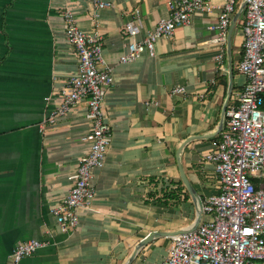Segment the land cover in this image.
Here are the masks:
<instances>
[{
  "label": "crops",
  "instance_id": "0c3cea01",
  "mask_svg": "<svg viewBox=\"0 0 264 264\" xmlns=\"http://www.w3.org/2000/svg\"><path fill=\"white\" fill-rule=\"evenodd\" d=\"M104 1L110 4L99 8L95 0H0V264H10L15 245L28 238L45 244L21 264H126L141 239L165 232L139 246L128 263L158 264L172 235L193 228L201 201L218 190L205 155L225 128L230 65L225 110L246 80L238 68L243 10L230 51L227 46L243 1L236 0L223 46L208 28L223 0H210V11L193 12L189 23L159 37L153 56L145 51L127 62L120 61L129 40L125 24L132 20L140 39L169 15L168 0ZM65 9L81 29L100 35L113 82L103 100L112 140L93 171L95 198L91 209L78 211L76 227L64 232L50 211L71 186L69 175L88 145L81 137L91 126L82 99L42 127L59 102L57 91L77 70L75 49L64 36ZM175 85L184 92L172 93ZM187 138L193 139L182 148L181 166L193 195L175 158ZM253 180L264 186V171Z\"/></svg>",
  "mask_w": 264,
  "mask_h": 264
},
{
  "label": "built area",
  "instance_id": "2783aa9c",
  "mask_svg": "<svg viewBox=\"0 0 264 264\" xmlns=\"http://www.w3.org/2000/svg\"><path fill=\"white\" fill-rule=\"evenodd\" d=\"M245 1L241 25L244 39L238 68L246 80L236 92L233 104L225 110V128L216 148L205 155L214 165L218 190L201 201L202 219L194 228L172 235L168 252L158 264H264V186L252 180L264 171V0ZM95 2L99 8L110 4L104 0ZM235 5L236 0H223L216 20L208 26L217 32L214 40L220 46L226 40ZM167 7L169 15L160 18L140 39H136L139 30L134 22L125 24L129 40L120 56L121 62L131 61L145 51L153 56L154 43L159 37H169L175 28L189 23L193 12L210 11L211 3L210 0H168ZM62 16L65 39L76 52L77 70L57 91L59 102L48 111L42 127L66 115L82 99L87 103L86 117L91 121L89 131L81 137L88 143L86 151L69 175L71 186L50 211L58 228L65 232L76 227L78 211L91 209L95 198L93 171L103 165L112 140L103 100L113 75L105 65L98 32L81 29L69 9L62 11ZM184 90V86L175 85L171 92ZM44 244L38 238L20 241L11 252L10 264H21L23 257Z\"/></svg>",
  "mask_w": 264,
  "mask_h": 264
},
{
  "label": "water",
  "instance_id": "95a60500",
  "mask_svg": "<svg viewBox=\"0 0 264 264\" xmlns=\"http://www.w3.org/2000/svg\"><path fill=\"white\" fill-rule=\"evenodd\" d=\"M245 4H246V1L244 0V1L240 4L239 9L237 10V12H236V14H235V16H234V18H233V20H232V24H231L230 27H229V32H228V37H227L228 51H230V34H231V31H232V28H233V26H234V23H235L236 18L240 15V13L242 12V10L244 9ZM229 78H230V83H229V92H230V90H231V79H232V67H231V65H230V67H229ZM229 92H228V94H227V98H226V100H225V102H224V105H223V107H222V111H221L222 116H224V114H225L226 102H227V99H228V96H229ZM222 124H223V117H222V120H221L220 125H219V127H218V131L222 128ZM191 139H193V138H187L184 142H182V143L179 145V147L177 148L176 153H175V158H176V161H177V165H178V169H179V173H180V178H181V180L183 181L185 187L188 189V191L193 195V193H194L193 188L191 187V184H190L189 181L187 180V178H186V176H185V174H184V172H183V168H182V166H181V151H182V148H183V146L185 145V143H186L187 141L191 140ZM201 216H202L201 211H199V213H198V217H197V220H196V223H195V225L193 226V228H194V227L200 222V220H201ZM181 231H183V230H181ZM181 231H179V232H181ZM163 234H165V232H151V233H149L148 235H146L143 239H141V240L139 241V243L137 244V247H136V248L134 249V251L132 252V254H131V256L129 257V259H128V261L126 262V264H128V263L131 262V260L133 259L134 254H135V250H136L139 246H142V245L146 244L148 241H150L152 238L157 237V236H159V235H163Z\"/></svg>",
  "mask_w": 264,
  "mask_h": 264
},
{
  "label": "trees",
  "instance_id": "16d2710c",
  "mask_svg": "<svg viewBox=\"0 0 264 264\" xmlns=\"http://www.w3.org/2000/svg\"><path fill=\"white\" fill-rule=\"evenodd\" d=\"M262 107L264 108V95H263V103H262ZM253 180V179H252ZM254 182V180H253Z\"/></svg>",
  "mask_w": 264,
  "mask_h": 264
},
{
  "label": "rangeland",
  "instance_id": "374dc122",
  "mask_svg": "<svg viewBox=\"0 0 264 264\" xmlns=\"http://www.w3.org/2000/svg\"><path fill=\"white\" fill-rule=\"evenodd\" d=\"M260 173V172H259ZM256 176H254L253 178H255Z\"/></svg>",
  "mask_w": 264,
  "mask_h": 264
}]
</instances>
